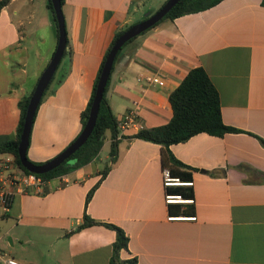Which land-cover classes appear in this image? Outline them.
<instances>
[{"label": "crops", "instance_id": "1", "mask_svg": "<svg viewBox=\"0 0 264 264\" xmlns=\"http://www.w3.org/2000/svg\"><path fill=\"white\" fill-rule=\"evenodd\" d=\"M163 1H63L68 71L37 106L26 148L30 161L44 162L74 139L113 33ZM54 47L45 0H9L0 9V141L13 137L17 101L32 89ZM194 66L203 68L216 89L222 122L242 132H201L169 145L175 158L194 168L187 182L193 212L171 216L165 195L181 198L162 184L160 145L128 136L169 120L168 93ZM105 97L116 119L126 112L135 119L118 131L114 161L106 132L96 156L65 173L63 186L51 178L41 195L15 194L7 211L0 210V264L5 257L23 264H108L114 231L102 225L77 228L83 213L120 227L127 249L119 256L134 257L136 264H264L260 0H221L155 25L120 50ZM102 153L104 174L96 163ZM7 155L12 156L0 153Z\"/></svg>", "mask_w": 264, "mask_h": 264}, {"label": "trees", "instance_id": "2", "mask_svg": "<svg viewBox=\"0 0 264 264\" xmlns=\"http://www.w3.org/2000/svg\"><path fill=\"white\" fill-rule=\"evenodd\" d=\"M63 1L64 0H60L61 5L63 4ZM164 1L162 2V4L164 3ZM219 1L221 0H178L159 21H157L151 27L142 31L138 35L154 27L161 21L172 20L173 18L184 14L205 10L215 5ZM8 2L9 0H0V9L5 6ZM260 4L264 6V0H260ZM45 6L48 12L49 21L51 23V28L53 30L56 43L57 30L52 6L49 0H45ZM143 18L144 17H141V19ZM131 24L132 23L115 30L110 42L108 43L102 55V58L99 62L95 77L91 85L88 100L85 104V107L80 112V129L86 121L89 106L94 94L95 85L104 58L115 38ZM138 35L128 39L122 44V46L119 48V50L114 56L110 72L120 50ZM65 37V48L47 86L45 87L39 99L38 105L43 99V97L52 92L54 87L58 85L67 74L70 47L68 43L66 28ZM108 80L109 77L107 79L104 91L102 93V97L98 104L96 118L90 134L88 135L86 140L61 164L45 173L37 174L43 180L47 181L56 175L68 173L71 170L91 161L98 153L103 139L105 138L106 132L108 133V136L110 138V162L114 161L116 156V137L118 134V129L116 124V117L111 112L107 99L105 97ZM32 89L27 94L21 96L17 101L19 115L13 137L4 141H0V153L11 154L14 163L25 172L27 171L23 167H21L18 161L16 145L21 130L25 107ZM167 100L171 109V116L166 123L151 127H139L128 137L138 138L160 145V158L162 169H167L169 177L175 178L178 182L177 184L164 186L165 190L166 192L175 194L179 198H181V201H172L167 203V213L171 216H178L193 212L192 190L190 185L187 184V182L191 180V172L194 170V168L184 164L183 162L175 158L169 151V145L178 142H183L192 135L201 132L207 133L209 135L221 136L224 133H235L242 131L229 125H225L222 122L217 91L201 66H194L188 69L182 79L177 84V86L168 93ZM259 141L264 145V141L262 139L259 138ZM33 163L39 164L38 162ZM107 169L108 166L103 168L101 174H104ZM90 193L91 191H88L85 198V203L87 202ZM91 225H102L114 231V240L111 244V253L108 260V264H136V260L134 257L125 259L119 256L120 250L127 249V236L120 227L113 223L97 221L83 213L82 221L77 225V228H84Z\"/></svg>", "mask_w": 264, "mask_h": 264}, {"label": "water", "instance_id": "3", "mask_svg": "<svg viewBox=\"0 0 264 264\" xmlns=\"http://www.w3.org/2000/svg\"><path fill=\"white\" fill-rule=\"evenodd\" d=\"M49 1L52 6L57 30L56 43L49 60L39 73L34 83L31 94L29 95V98L27 100L22 119L21 130L16 145V153L21 167H23L26 171L33 172L35 174L45 173L58 166L86 140L94 125L98 110V104L100 102L105 84L109 77L111 65L116 52L128 39L135 37L142 31L146 30L147 28L155 24L157 21H159L178 0H165L164 3L160 5L154 12H145L143 19L138 20L129 25L115 38L102 63V67L97 78L94 94L89 106L88 115L84 125L82 126L78 134L74 137V139L70 143H68L63 149H61L56 155L44 162L36 164L26 157V148L28 145L29 132L39 99L61 58L66 43L65 25L60 0Z\"/></svg>", "mask_w": 264, "mask_h": 264}, {"label": "built area", "instance_id": "4", "mask_svg": "<svg viewBox=\"0 0 264 264\" xmlns=\"http://www.w3.org/2000/svg\"><path fill=\"white\" fill-rule=\"evenodd\" d=\"M151 82H157V78H148ZM134 115L131 112L123 113L116 119L117 129L119 132L126 129L128 126L134 123ZM118 135V134H117ZM162 184L163 186L172 185L177 182L175 178L169 177L168 170L162 169ZM53 178L58 180V187L63 186L66 183V177L64 174H59ZM46 180H43L40 176L33 172H25L19 166H17L13 157L7 155L0 157V210L5 213L11 203V200L15 194H23L31 192L35 195H41L44 192V184ZM173 196L165 195V202H172ZM190 201V200H188ZM2 264H23L11 257H5L2 259Z\"/></svg>", "mask_w": 264, "mask_h": 264}, {"label": "rangeland", "instance_id": "5", "mask_svg": "<svg viewBox=\"0 0 264 264\" xmlns=\"http://www.w3.org/2000/svg\"><path fill=\"white\" fill-rule=\"evenodd\" d=\"M39 1H40V0H33V3H38ZM149 1H151V0H146V3L149 2ZM155 6H157V5H156V4H153V5H152V7H151V9H150V10H151L150 13L153 12V11L155 10V8H156ZM145 11H147V10H145ZM145 11H142L141 13H138V15L136 14V17H134V18H135L134 20H138V19H140ZM132 22H133V21H132ZM161 23H162V21L159 22L158 25H161ZM150 31H151V28L148 29L147 31H145L144 33L138 35V36H137L136 38H134L132 41L135 42L136 39H139L140 37H142V36L145 35L146 33H149ZM43 98H44V97H43ZM100 159H101V161L99 162V160H97L96 163H98V165H99V169H102V168H103V165H104V163H105V160L103 159V153L100 154Z\"/></svg>", "mask_w": 264, "mask_h": 264}]
</instances>
